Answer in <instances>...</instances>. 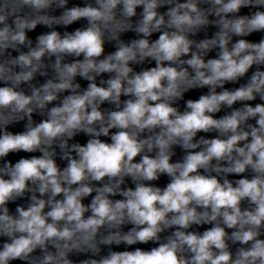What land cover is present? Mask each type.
<instances>
[{"label":"clouds","instance_id":"1","mask_svg":"<svg viewBox=\"0 0 264 264\" xmlns=\"http://www.w3.org/2000/svg\"><path fill=\"white\" fill-rule=\"evenodd\" d=\"M0 264H264V0H0Z\"/></svg>","mask_w":264,"mask_h":264}]
</instances>
